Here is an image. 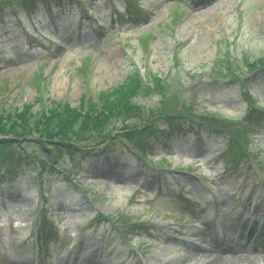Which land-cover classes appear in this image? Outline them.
<instances>
[{
	"label": "rangeland",
	"instance_id": "374dc122",
	"mask_svg": "<svg viewBox=\"0 0 264 264\" xmlns=\"http://www.w3.org/2000/svg\"><path fill=\"white\" fill-rule=\"evenodd\" d=\"M200 1L0 0V264H264V0Z\"/></svg>",
	"mask_w": 264,
	"mask_h": 264
},
{
	"label": "trees",
	"instance_id": "16d2710c",
	"mask_svg": "<svg viewBox=\"0 0 264 264\" xmlns=\"http://www.w3.org/2000/svg\"><path fill=\"white\" fill-rule=\"evenodd\" d=\"M81 109H82V106H81ZM69 113L71 114V116H68V112H67L66 115H65L63 118L59 119V121L64 122L65 119H67V116H68V119L75 118L76 116H78V113L76 112V110L74 111V110H71V109H70V112H69ZM17 116H18V118H19V120H18L17 122H19L18 124H20V117L23 116V114H18ZM86 116H87V115H86ZM83 117H84V116H83ZM83 117H81V118H83ZM9 118H10L9 115H7V119H9ZM7 119H6V122H7L6 124H8ZM77 119H78V117H77ZM2 120H3V119L0 118V133H4V130H3V129H5V124H4V122H1ZM8 125H9V124H8ZM23 128H24V126H23ZM62 128H64V127H62ZM34 131H36V132H38V133L40 132V134H42V135L47 134V137L49 136L50 138L53 136V135H52V132H53V131H56V132H57V130L52 129V128H50V127L48 126L46 120H44V121L41 123V128H40V129H36V128H35ZM58 131H59V130H58ZM57 135H58V134H57Z\"/></svg>",
	"mask_w": 264,
	"mask_h": 264
},
{
	"label": "bare ground",
	"instance_id": "6f19581e",
	"mask_svg": "<svg viewBox=\"0 0 264 264\" xmlns=\"http://www.w3.org/2000/svg\"><path fill=\"white\" fill-rule=\"evenodd\" d=\"M226 264H255L254 260H249L246 258H241L237 255V257H232Z\"/></svg>",
	"mask_w": 264,
	"mask_h": 264
}]
</instances>
